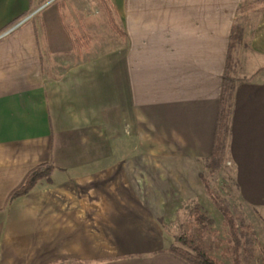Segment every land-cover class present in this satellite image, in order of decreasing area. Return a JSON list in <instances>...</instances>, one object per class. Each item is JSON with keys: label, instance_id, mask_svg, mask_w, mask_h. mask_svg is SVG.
Listing matches in <instances>:
<instances>
[{"label": "crops", "instance_id": "1", "mask_svg": "<svg viewBox=\"0 0 264 264\" xmlns=\"http://www.w3.org/2000/svg\"><path fill=\"white\" fill-rule=\"evenodd\" d=\"M257 1L0 0V34L22 22L0 39V264H188L162 219L197 198L217 145L264 225L263 15L231 61Z\"/></svg>", "mask_w": 264, "mask_h": 264}, {"label": "rangeland", "instance_id": "2", "mask_svg": "<svg viewBox=\"0 0 264 264\" xmlns=\"http://www.w3.org/2000/svg\"><path fill=\"white\" fill-rule=\"evenodd\" d=\"M262 15L264 13L256 7H245L239 11L233 32L232 62L235 63L237 56L248 53L249 35ZM225 160L228 159L223 149L209 167L203 168L197 198L192 201L188 199L177 213L162 219L168 245L189 250L179 239H192L193 245L199 244L217 264H264V225L261 216L241 200L233 173ZM195 208L198 214L193 216L190 212ZM221 209L228 212L227 217ZM199 217L205 220L196 222ZM244 236L251 240V257L247 256Z\"/></svg>", "mask_w": 264, "mask_h": 264}, {"label": "trees", "instance_id": "3", "mask_svg": "<svg viewBox=\"0 0 264 264\" xmlns=\"http://www.w3.org/2000/svg\"><path fill=\"white\" fill-rule=\"evenodd\" d=\"M245 7L248 9L256 7L258 9V11H261L264 13V1H257L254 3L246 4V5L243 4V5H241L239 11ZM106 10H108V9L106 8ZM107 13H108V11H107ZM108 20H109L110 27L116 33H119V30H118L117 26L115 25L110 13H108ZM79 33H81V32H79ZM88 40H89L88 37L85 35H80V36L75 35V37L73 38V41L75 42L77 47L86 46L89 42ZM235 82H236V80L231 79L228 72H226L224 77H223V90H222L223 102L228 97L229 90ZM219 149H220V147L217 145V147L215 149V153H214L211 161H213L214 157H216L219 154V152H220ZM209 165H210V161L207 163L206 166L209 167ZM52 170H53L52 165L46 164V165H40V166L36 167L35 169H33L32 171H30L26 175L23 183L9 195L8 202L11 203L14 200H16L17 198L23 197L26 194H28L34 188L36 183L40 179L47 178L50 175ZM196 209L197 208H195L194 211L190 212L191 215L195 216L196 214H198ZM221 211H222V214L224 216H226V217L228 216V212L225 209H221ZM199 219H201V218L199 217L196 220V222L198 221L199 223H201L203 220H205L204 217H202L201 220H199ZM232 231H234L233 227H232ZM180 240L182 241L183 245H185L189 248V250L174 246L172 244L169 245L167 250L188 264H217L216 260L212 256L208 255L202 249V247L199 244L193 245L192 239L187 240V239H181L180 238L179 241ZM235 243L238 244L237 241H235ZM251 244H252L251 240L249 238L247 239L245 237V245H246L247 251H248L247 256H249V257H251L252 250H253V247ZM249 257H247V259Z\"/></svg>", "mask_w": 264, "mask_h": 264}, {"label": "built area", "instance_id": "4", "mask_svg": "<svg viewBox=\"0 0 264 264\" xmlns=\"http://www.w3.org/2000/svg\"><path fill=\"white\" fill-rule=\"evenodd\" d=\"M22 24V22L16 24L14 27H11L10 29L4 31L3 33L0 34V39L4 38L5 36H7L8 34H10L14 29H16L17 27H19Z\"/></svg>", "mask_w": 264, "mask_h": 264}]
</instances>
